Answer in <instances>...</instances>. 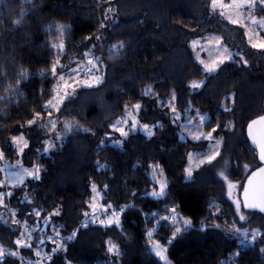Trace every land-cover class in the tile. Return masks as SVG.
<instances>
[{
    "label": "trees",
    "instance_id": "trees-1",
    "mask_svg": "<svg viewBox=\"0 0 264 264\" xmlns=\"http://www.w3.org/2000/svg\"><path fill=\"white\" fill-rule=\"evenodd\" d=\"M209 33L238 54L213 74L189 47ZM243 43L242 27L212 0H0V152L16 158L11 143L23 134L25 160L39 172L2 199L9 213L0 212V264H34L18 223L59 240L39 243L40 264H264V210L240 221L222 180H243L248 191L262 169L253 130L264 120V50ZM90 57L103 79L73 84ZM57 88L69 94L54 110ZM136 105L154 124L151 134L129 131L111 144L120 138L112 127ZM175 115L204 116L203 132L220 144L190 174L188 156L210 144L181 137ZM55 120L70 126L58 145L49 140ZM101 212L118 214L107 225L90 222ZM252 231H260L252 245H240V234Z\"/></svg>",
    "mask_w": 264,
    "mask_h": 264
},
{
    "label": "rangeland",
    "instance_id": "rangeland-1",
    "mask_svg": "<svg viewBox=\"0 0 264 264\" xmlns=\"http://www.w3.org/2000/svg\"><path fill=\"white\" fill-rule=\"evenodd\" d=\"M212 7L221 9L223 11L225 19L242 27L245 43L243 44L246 47H249L255 51L264 50L258 47L261 43H264V16H258L256 14L257 9L260 8L264 10V0H255L254 3H252L251 0H215V2L214 0H212ZM254 44L257 45V47H253ZM189 47L192 51L195 61L198 63V65H200V67L206 74L215 73L220 65L234 61L235 56L238 55L233 48L229 47L222 36L216 33H209L201 37L193 38L189 43ZM89 60L93 61V63L90 64ZM221 60H223L224 62L220 63ZM206 67H215L216 71L208 72L206 71ZM96 77H99V82H97ZM72 79L73 84H77L78 86L89 87V84H91V86L99 84L103 79L101 64L98 63L95 58H88L85 64L75 73V75H73ZM204 81L205 78L192 80V82L190 83L191 90H198L202 86ZM194 84L200 86L197 88H193L192 85ZM68 94L69 91L65 93L61 89H55L54 98L49 103L50 108L55 110ZM136 106L130 107L124 114L123 118L118 120L112 127V131L118 134L120 138L111 140V144H118L121 138H123V136L129 131H140L145 135L151 134L152 130L154 129V124L143 122L142 116H140L143 108L140 105L139 108H137ZM174 117L176 122L179 124L181 137H187L194 140H197V137H200V139L209 141L210 144V151L208 153L204 155L195 153L188 156L186 161V173L189 174L192 170L205 163H208L209 157L213 155L217 157L220 144L217 139L212 137L209 138V135H206L203 132L202 125L205 120L204 116L195 115L193 117L187 116L186 118H178L175 115ZM67 126L68 125L66 124H60L58 120H55L51 123L52 132L49 135V140L53 143V145L59 144L61 133L68 130ZM121 131H123L125 134L121 135ZM25 145L28 146L27 139L23 134H21L17 138H14L11 143V146L15 151L16 158L12 160L6 159L4 157V154L0 152V188H4V192L0 193V212L4 211L5 213H9V211H7L6 209L4 210V208L2 207V199L3 197L5 199L9 198V191L11 189L16 186L22 185L29 179H36L35 175L33 174H39L38 169L35 166L28 165L25 160L24 150L27 147H25ZM257 175L258 174H255L254 178L251 181L245 200L243 199V189L245 185L243 183V180L232 181L227 177L222 176V180L226 186V197L232 204L235 214L240 221H244L248 218V214L246 212L247 210L264 209V206L261 203L255 201L253 195V188ZM153 178L162 191L164 187L163 178L157 175ZM102 213L105 212H101V214ZM11 215L13 214L11 213ZM107 215L110 222L114 221L116 218V216L114 217L113 213ZM2 217L4 219L6 218V215L0 214V219ZM241 217H243L244 219L242 220ZM11 218L12 221H14L11 222V224L16 226L15 222L17 221L13 217ZM18 225L21 244L32 249L35 259L34 264H40V260L42 261V258H45L46 254L43 253L42 249H39L37 247L39 243L43 244L46 242H51L53 244H57L59 240H57L55 236L52 235H41L36 225L24 226L19 223ZM254 233H257V231H252L251 234ZM258 233L260 234V231H258ZM243 235H245V233L240 234V236ZM159 249H163L162 255L165 257L164 248L159 246ZM159 249L157 247V244H154L152 247L154 253H156V251ZM0 250H2L1 247ZM1 256L2 255H0V257ZM158 258L160 259V257ZM163 262H166V260H163Z\"/></svg>",
    "mask_w": 264,
    "mask_h": 264
},
{
    "label": "water",
    "instance_id": "water-1",
    "mask_svg": "<svg viewBox=\"0 0 264 264\" xmlns=\"http://www.w3.org/2000/svg\"><path fill=\"white\" fill-rule=\"evenodd\" d=\"M253 139L255 142V150L257 157L262 163V169H264V162L261 161V154L264 153V120L260 122L256 128L253 130ZM255 180L253 195L256 202L261 203L264 206V171L257 173ZM246 184L244 185V190L246 189ZM47 223L43 226L45 231Z\"/></svg>",
    "mask_w": 264,
    "mask_h": 264
},
{
    "label": "snow or ice",
    "instance_id": "snow-or-ice-1",
    "mask_svg": "<svg viewBox=\"0 0 264 264\" xmlns=\"http://www.w3.org/2000/svg\"><path fill=\"white\" fill-rule=\"evenodd\" d=\"M214 2H215V0H214ZM251 2L254 3L255 0H251ZM122 47H123V44H120V45H114V46H113V48H122ZM253 47H257V45L254 44ZM258 47L261 48V49H264V43H261ZM57 50L59 51V49H57ZM86 55H87V54H86ZM223 62H224L223 60L220 61V63H223ZM89 63L91 64V63H93V61L89 60ZM206 71H208V72H214V71H216V68H215V67H210V68H209V67H206ZM52 72H53V75L56 74V68H55V66L53 67ZM25 78H26V77H25ZM62 78H63V77H61V79H62ZM96 80H97V82H99V77H96ZM88 86L91 87V84H89ZM199 86H200V85H197V84L192 85L193 88H197V87H199ZM136 107L139 108V105H137ZM261 119H264V117H261ZM29 123H32V122L30 121ZM67 127L70 128V126H67ZM145 127H147V126H145ZM213 131H215V129H213ZM124 134H125V133H124L123 131H121V135H124ZM209 138H211V133H209ZM21 139H22V137H21ZM197 139H200V137H197ZM26 146H27V145H25V147H26ZM45 151H47V149H45ZM217 154H218V153H217ZM215 158H216L215 155L209 157L208 162L211 163L212 160H214ZM261 161L264 162V153L261 154ZM261 171H264V169H261ZM30 174H32V173H30ZM189 174H190V173H189ZM33 175H35V178H36V179H39L38 174H33ZM161 194H162V193H154V195H161ZM262 210H264V209H262ZM241 219L243 220L244 218L241 217ZM187 226H188V224H187V222H186V223H185V228H187ZM175 231H176V232H179V231H180V228H176ZM253 235H255V234H253ZM17 243L19 244L20 242L18 241ZM169 243H170V242H169ZM157 247H158V249H159V246H157ZM114 248H115V246L113 245L112 247H109L108 251H109V252H114ZM162 251H163V249H159V250L156 251L155 254H156L158 257H160V259L163 261V260H166V258L162 255ZM3 254H4V253H3V250H0V255H3ZM12 255H15V253H12Z\"/></svg>",
    "mask_w": 264,
    "mask_h": 264
},
{
    "label": "built area",
    "instance_id": "built-area-1",
    "mask_svg": "<svg viewBox=\"0 0 264 264\" xmlns=\"http://www.w3.org/2000/svg\"><path fill=\"white\" fill-rule=\"evenodd\" d=\"M108 214H111V213H108ZM114 214L115 213H113V215ZM108 219H109L108 215L105 213H102V214H99L98 216H95L94 218H92V220L90 222H92L96 225H102L103 226V225H107L110 222ZM83 226H85V223L83 224ZM254 234L255 235L245 234L243 236H240L239 241H238L239 244L242 245L243 247L251 246L253 241H254V238H256L259 235L258 233H254Z\"/></svg>",
    "mask_w": 264,
    "mask_h": 264
},
{
    "label": "flooded vegetation",
    "instance_id": "flooded-vegetation-1",
    "mask_svg": "<svg viewBox=\"0 0 264 264\" xmlns=\"http://www.w3.org/2000/svg\"><path fill=\"white\" fill-rule=\"evenodd\" d=\"M245 191H246V193L244 194V196H243V199L245 200V198L247 197V193H248V191H247V186H246V189H245Z\"/></svg>",
    "mask_w": 264,
    "mask_h": 264
}]
</instances>
